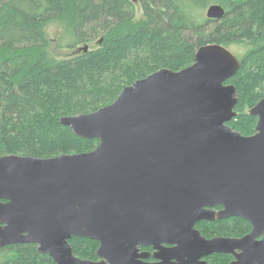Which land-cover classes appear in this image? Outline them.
Instances as JSON below:
<instances>
[{
  "label": "water",
  "instance_id": "1",
  "mask_svg": "<svg viewBox=\"0 0 264 264\" xmlns=\"http://www.w3.org/2000/svg\"><path fill=\"white\" fill-rule=\"evenodd\" d=\"M240 65L224 44L199 45L188 66L161 67L94 111L61 116L98 139L92 150L0 155V248L34 244L55 264H210L213 253L264 264V96L248 108L251 134L229 126L238 94L227 80ZM232 216L250 231L206 237L195 227ZM73 236L97 241V259L76 256ZM138 246L157 261L141 260Z\"/></svg>",
  "mask_w": 264,
  "mask_h": 264
},
{
  "label": "trees",
  "instance_id": "2",
  "mask_svg": "<svg viewBox=\"0 0 264 264\" xmlns=\"http://www.w3.org/2000/svg\"><path fill=\"white\" fill-rule=\"evenodd\" d=\"M211 4L224 15L207 18ZM136 5L142 13L134 20ZM55 18L63 21L62 46H79L64 59L45 49V25ZM211 42L243 43L240 68L227 80L238 94L228 124L251 134L257 117L242 110L264 96V0H0V155L92 150L98 139L75 135L61 116L94 111L161 67L188 66L196 48ZM196 226L206 236H235L250 225L232 216ZM69 243L76 256L96 259L97 241L73 236ZM0 251L10 254L1 264H55L34 244ZM227 257L211 256L213 264H226Z\"/></svg>",
  "mask_w": 264,
  "mask_h": 264
},
{
  "label": "rangeland",
  "instance_id": "3",
  "mask_svg": "<svg viewBox=\"0 0 264 264\" xmlns=\"http://www.w3.org/2000/svg\"><path fill=\"white\" fill-rule=\"evenodd\" d=\"M135 8L136 9H135L134 20H137L140 17L142 11L137 5L135 6ZM62 26H63V21H61L60 18L51 19L45 25L48 38H49L45 49L47 52H49L51 55H53L57 59H64V58L71 56L76 51L77 47H79V46L66 47V45L62 46L63 44V41L61 39ZM87 44L89 48L93 47L95 45V41L89 42ZM242 44L243 43H231L230 45H227V48H229L240 59V56L243 52ZM80 46H82V44H80ZM247 111H248V107H244L242 110V112H247ZM209 235H214V233L209 234ZM9 255L10 254H6V252L0 251V264L2 260L8 257Z\"/></svg>",
  "mask_w": 264,
  "mask_h": 264
},
{
  "label": "flooded vegetation",
  "instance_id": "4",
  "mask_svg": "<svg viewBox=\"0 0 264 264\" xmlns=\"http://www.w3.org/2000/svg\"><path fill=\"white\" fill-rule=\"evenodd\" d=\"M220 208H221L220 206H215V207H213V209H215V210H218V209H220ZM199 222H200V221H199ZM249 225H250V223H249ZM195 227L197 228L196 225H195ZM197 229H198V228H197ZM198 230H199V229H198ZM249 231H250V226H249L248 230L242 232V234H240V235L230 236V235L214 234V235H209V236L204 235V236H206V237H214V236L240 237V236H243V235L247 234ZM201 234H202V233H201ZM258 239H260V237H258ZM9 246H10V245H9ZM35 246H36V245H35ZM166 246H168V245H166ZM138 252H146V253H148L147 256H146L145 258H141V260H143V261H146V262H155V261H157V259H155V258L153 257V254H154L155 250H154L151 246H138ZM215 254H224V253H213V254H211V255L205 257V259H206L210 264H213V260H212L211 256H213V255H215ZM224 255L228 256V257H227L226 264H229V263L234 259L233 255H231V254H224ZM96 259H97V258H96ZM94 260H95V259H94Z\"/></svg>",
  "mask_w": 264,
  "mask_h": 264
}]
</instances>
